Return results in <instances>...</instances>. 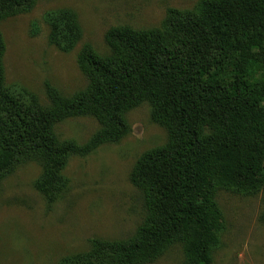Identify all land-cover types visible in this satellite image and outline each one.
Listing matches in <instances>:
<instances>
[{
	"label": "trees",
	"instance_id": "1",
	"mask_svg": "<svg viewBox=\"0 0 264 264\" xmlns=\"http://www.w3.org/2000/svg\"><path fill=\"white\" fill-rule=\"evenodd\" d=\"M37 0H0V21ZM50 40L67 51L81 38L69 9L45 16ZM110 52L85 46L78 65L87 86L70 96L46 83L50 105L4 84L0 32V184L18 165L36 161L34 186L48 205L67 186L72 155L86 156L128 132L125 114L147 102L167 142L143 153L131 174L147 214L126 240L91 238L86 252L59 264H143L180 243L182 264H213L224 230L215 195L229 189L264 196V0H201L168 9L159 26L110 28ZM91 116L99 129L83 145L61 140L55 125Z\"/></svg>",
	"mask_w": 264,
	"mask_h": 264
},
{
	"label": "rangeland",
	"instance_id": "2",
	"mask_svg": "<svg viewBox=\"0 0 264 264\" xmlns=\"http://www.w3.org/2000/svg\"><path fill=\"white\" fill-rule=\"evenodd\" d=\"M201 0H37L33 7L0 21L5 51L4 84L31 93L43 106L50 105L46 83L62 95L84 89L87 77L78 65L85 46L99 55L110 49L106 32L113 27L150 29L160 25L168 9L191 10ZM69 9L77 17L81 38L64 51L50 40L45 16ZM127 134L86 156L69 157L62 174L66 189L51 205L34 186L41 164L18 165L0 184V264H59L66 256L86 252L91 238L126 240L143 222L144 195L130 174L145 152L164 145L166 128L151 118L147 102L125 114ZM91 116H76L55 125L61 140L85 144L99 129ZM216 202L224 219L220 246L213 264H264V196L219 189ZM180 243L157 259L143 264H182Z\"/></svg>",
	"mask_w": 264,
	"mask_h": 264
}]
</instances>
